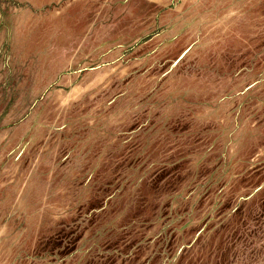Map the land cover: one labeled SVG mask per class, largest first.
<instances>
[{"label":"rangeland","instance_id":"obj_1","mask_svg":"<svg viewBox=\"0 0 264 264\" xmlns=\"http://www.w3.org/2000/svg\"><path fill=\"white\" fill-rule=\"evenodd\" d=\"M185 250L264 264V0H0V264Z\"/></svg>","mask_w":264,"mask_h":264},{"label":"trees","instance_id":"obj_2","mask_svg":"<svg viewBox=\"0 0 264 264\" xmlns=\"http://www.w3.org/2000/svg\"><path fill=\"white\" fill-rule=\"evenodd\" d=\"M190 250H185L183 253L185 254V256H183L182 261L179 264H193L191 261V258L188 259L187 254L190 253ZM165 255V253L162 254V251H156L154 253V256L149 260L148 264H155L156 261L159 258H162V256ZM185 260V261H184Z\"/></svg>","mask_w":264,"mask_h":264}]
</instances>
